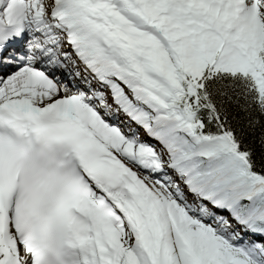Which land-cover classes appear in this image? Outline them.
<instances>
[{
    "label": "snow or ice",
    "instance_id": "obj_1",
    "mask_svg": "<svg viewBox=\"0 0 264 264\" xmlns=\"http://www.w3.org/2000/svg\"><path fill=\"white\" fill-rule=\"evenodd\" d=\"M0 264H264V0H0Z\"/></svg>",
    "mask_w": 264,
    "mask_h": 264
}]
</instances>
